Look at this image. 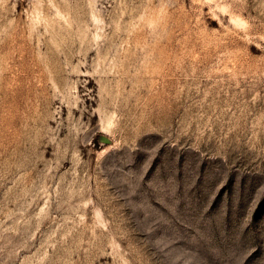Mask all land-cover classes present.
I'll return each mask as SVG.
<instances>
[{"label":"rangeland","instance_id":"obj_1","mask_svg":"<svg viewBox=\"0 0 264 264\" xmlns=\"http://www.w3.org/2000/svg\"><path fill=\"white\" fill-rule=\"evenodd\" d=\"M0 264H264V0H0Z\"/></svg>","mask_w":264,"mask_h":264},{"label":"water","instance_id":"obj_2","mask_svg":"<svg viewBox=\"0 0 264 264\" xmlns=\"http://www.w3.org/2000/svg\"><path fill=\"white\" fill-rule=\"evenodd\" d=\"M104 141H107V140L104 139Z\"/></svg>","mask_w":264,"mask_h":264}]
</instances>
